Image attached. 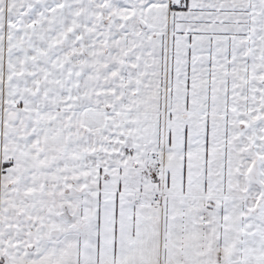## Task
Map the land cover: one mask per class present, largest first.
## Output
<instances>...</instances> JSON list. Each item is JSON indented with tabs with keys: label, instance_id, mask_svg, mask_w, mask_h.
<instances>
[{
	"label": "snow or ice",
	"instance_id": "obj_1",
	"mask_svg": "<svg viewBox=\"0 0 264 264\" xmlns=\"http://www.w3.org/2000/svg\"><path fill=\"white\" fill-rule=\"evenodd\" d=\"M0 264H264V0H0Z\"/></svg>",
	"mask_w": 264,
	"mask_h": 264
}]
</instances>
